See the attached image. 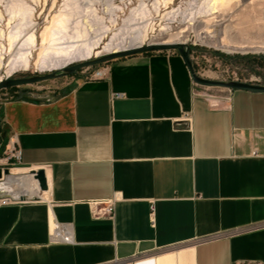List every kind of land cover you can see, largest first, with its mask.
I'll return each instance as SVG.
<instances>
[{"label":"crops","instance_id":"obj_1","mask_svg":"<svg viewBox=\"0 0 264 264\" xmlns=\"http://www.w3.org/2000/svg\"><path fill=\"white\" fill-rule=\"evenodd\" d=\"M107 67L62 93L0 91V165L14 143L15 168L46 180L0 207V264H264V93L208 99L174 52ZM55 221L71 245L50 241Z\"/></svg>","mask_w":264,"mask_h":264},{"label":"rangeland","instance_id":"obj_2","mask_svg":"<svg viewBox=\"0 0 264 264\" xmlns=\"http://www.w3.org/2000/svg\"><path fill=\"white\" fill-rule=\"evenodd\" d=\"M14 1L17 0H0V11L4 15L3 20H0V28L2 31L4 29L5 34L13 29L16 21L11 23L10 26L5 25L7 16L4 5L7 3L14 4ZM25 1L31 9H34L30 19L32 24H34L32 30L37 39L44 29L48 27L47 22L63 8V3H73L75 1L80 6L78 12H76L75 8H72L70 11L72 15L71 19L79 20L81 16L87 15L88 17L90 16L87 19L93 25H96L95 23L97 22L94 21V18L97 17L100 22L109 27L112 26L110 20H114L116 27L114 26L112 29L120 28L125 19L131 16L132 11L138 8L140 4H143L150 13V18L153 17L151 20H153L156 30L159 28V25H168V35L172 34L174 36L178 32L184 31V35L187 37L184 45L188 49L190 62L197 77L216 82H241L264 86V0H225L217 7V13L211 16L201 13L203 11L201 8L196 13L194 26L189 25L187 22L185 23L182 16L191 9L193 12L201 5L202 0H173L174 5H170V7L176 8L181 12V15L175 18H162L161 14L167 11H164V7H161L156 12L153 6L154 0H55L54 3L53 0ZM105 5L109 6L108 10H110V13L106 12ZM85 7H90L93 13H86L83 10ZM196 29H202L201 35L209 34L215 36V39L223 37L224 44L228 47L210 45L204 38L199 40ZM154 35L153 38L149 39L151 43H161L160 41L167 37L157 35V31ZM0 41L3 45H7L8 43L4 37ZM156 52H174L178 54L176 50ZM35 53L34 50L32 53L34 58L36 56ZM6 59L7 55L5 61ZM91 59H95V57ZM50 72H39L36 69H32L30 71L15 73L10 78H31ZM79 72L74 75H77ZM3 76H5V70H0V77ZM68 77L70 76H59L32 85H22L18 90L25 89L30 93H36L43 88H47L49 90L53 89L55 94L62 93L66 87L65 82ZM193 87L198 94L212 100L213 98L214 100L218 99L221 94L220 92H229L227 89L200 87L194 83ZM20 172L22 174L29 173L25 170H20Z\"/></svg>","mask_w":264,"mask_h":264},{"label":"bare ground","instance_id":"obj_3","mask_svg":"<svg viewBox=\"0 0 264 264\" xmlns=\"http://www.w3.org/2000/svg\"><path fill=\"white\" fill-rule=\"evenodd\" d=\"M30 1L36 2L39 0ZM154 1L153 6L156 12L161 7H164V11H167L161 14L162 18H175L181 15L178 9L170 7V5H174L173 0ZM223 1L225 0H202L199 7L193 12L191 9L182 17L185 23L194 26L196 13L199 9L202 8L201 13L208 16L215 15L217 7ZM105 6L106 12L110 13L109 6ZM72 8H75L76 12L80 10V6L75 1L73 3H63V8L47 22L48 27L37 39L32 30L34 24L30 19L34 9H31L25 0H17L14 1V4L7 3L4 5L7 16L5 25L10 26L14 21L16 23L7 34L4 33V29L2 31L0 28V39L4 37L8 42L7 45H3L0 41V70H5V76L0 77V81H5V79L20 71L24 72L32 69L39 72L62 71L71 64L93 60L91 58L95 57L96 59L97 56L121 52L126 49L138 48L145 44L171 45L172 43L185 44L187 41L184 31H180L174 36L172 34L168 35V25H159L156 30L154 22L151 20L153 17L150 18V13L143 4L132 11L131 16L125 19L120 28L114 29H112L115 26L114 20H110L112 23L110 27L100 22L97 17L94 18L97 23L93 25L88 20L90 16L87 15L81 16L79 20H73L70 12ZM83 10L86 13H93L90 7H85ZM199 15L202 16L200 13ZM3 18L4 15L0 11V20H3ZM156 31L157 35L167 36L160 41L161 43H151L149 40L155 36ZM201 31L202 29H196L199 40L204 38L210 45L228 47L224 44L223 37L215 39V36L209 34L201 35ZM34 50L36 52L35 58L32 54ZM6 55L7 59L5 61ZM5 181L3 186L17 197L28 199L36 196V192L32 188V176L29 173L22 174L20 170L15 168L10 170Z\"/></svg>","mask_w":264,"mask_h":264},{"label":"water","instance_id":"obj_4","mask_svg":"<svg viewBox=\"0 0 264 264\" xmlns=\"http://www.w3.org/2000/svg\"><path fill=\"white\" fill-rule=\"evenodd\" d=\"M172 50H176L178 52L183 64H185L186 66V69L190 76V80H192L194 84L200 87L204 86L210 88H223L229 91L238 90L245 92L251 91V92L264 93V86L254 85L250 83L245 84L241 82H231V83H224L220 81L216 82V81L201 79L197 77L194 73L193 65L190 62L188 49L185 48L184 44H179V43H172L171 45L146 44L138 48L126 49L125 51L106 54L97 57L96 59L93 60H88L77 64H71L65 67V69L62 71L50 72L45 75H36L35 77H31V78H20V79L7 78L5 79V81H0V91L5 90V88L20 87L22 85H32L38 82L48 81L57 78L59 76H65V77L72 76L75 73L81 71L82 69L96 67V65L105 64L115 59H122L129 56H136L146 53H155L156 51H172ZM23 100L29 102H35L27 98H23ZM32 176L36 181L38 191L45 192L46 180L43 171L38 170L37 172H32Z\"/></svg>","mask_w":264,"mask_h":264},{"label":"built area","instance_id":"obj_5","mask_svg":"<svg viewBox=\"0 0 264 264\" xmlns=\"http://www.w3.org/2000/svg\"><path fill=\"white\" fill-rule=\"evenodd\" d=\"M109 72V68L107 67V63L96 65L95 68H86L82 69L81 73L85 76L86 81L96 82L97 80L106 79ZM118 96V95H117ZM183 123H187L188 119H181ZM21 153L20 150L15 146L14 143L8 145L7 151L4 153L3 161L4 164L0 165V207H8L9 205H22L26 202V198L17 197L11 192L9 189L5 188L3 184L6 182L5 178L10 172V170L17 167L21 161ZM32 176V172H29ZM38 190V189H37ZM93 207L98 208L93 213L94 218H101L103 216H111L113 211V200L105 201V202H91ZM152 211V208H151ZM50 241L53 244L62 243L71 245L73 243L74 236L72 235V228L69 225L59 224L56 221L51 223L50 226ZM255 264H263V263H255Z\"/></svg>","mask_w":264,"mask_h":264}]
</instances>
